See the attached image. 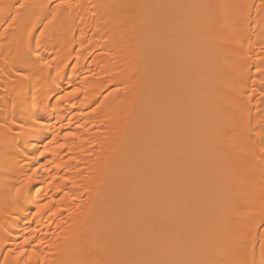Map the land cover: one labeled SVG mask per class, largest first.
I'll list each match as a JSON object with an SVG mask.
<instances>
[{
    "label": "bare ground",
    "instance_id": "bare-ground-1",
    "mask_svg": "<svg viewBox=\"0 0 264 264\" xmlns=\"http://www.w3.org/2000/svg\"><path fill=\"white\" fill-rule=\"evenodd\" d=\"M59 3L0 0V264H264V0Z\"/></svg>",
    "mask_w": 264,
    "mask_h": 264
},
{
    "label": "snow or ice",
    "instance_id": "snow-or-ice-1",
    "mask_svg": "<svg viewBox=\"0 0 264 264\" xmlns=\"http://www.w3.org/2000/svg\"><path fill=\"white\" fill-rule=\"evenodd\" d=\"M65 3H66V0H60V3L57 4V7L59 8V7H61L62 5H64ZM222 6H223V5H222ZM24 7H25V5H24L23 3L18 4V5H17V11H19L20 9H22V8H24ZM16 20H17V16H16V15H13L12 20H10V21L8 22L7 27H9V28L14 27V24H15V21H16ZM45 63H47V62L45 61ZM75 91H78V90H75ZM61 147H63V146H61ZM40 155L43 156L44 153L41 152ZM29 180H30V177H29ZM20 192H21V189H20V188H17V193H20ZM38 210H39V209H37V211H38ZM33 214H35V213H33ZM29 255H30V257H31V256H33V255H36V253H35V252H31V253H29Z\"/></svg>",
    "mask_w": 264,
    "mask_h": 264
}]
</instances>
